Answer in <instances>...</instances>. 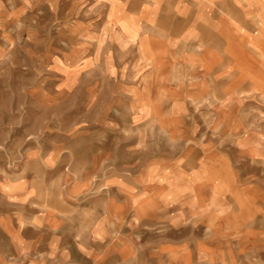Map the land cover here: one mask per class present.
<instances>
[{"label": "crops", "instance_id": "1", "mask_svg": "<svg viewBox=\"0 0 264 264\" xmlns=\"http://www.w3.org/2000/svg\"><path fill=\"white\" fill-rule=\"evenodd\" d=\"M3 126L0 264H264V0H0Z\"/></svg>", "mask_w": 264, "mask_h": 264}, {"label": "rangeland", "instance_id": "2", "mask_svg": "<svg viewBox=\"0 0 264 264\" xmlns=\"http://www.w3.org/2000/svg\"><path fill=\"white\" fill-rule=\"evenodd\" d=\"M28 24H29V27L30 28L27 31H28V35L30 36V38L32 40L31 41V44H30V47H29L30 48L29 57L31 59V62L30 63L32 65V67L36 68L37 67L36 64H38L37 63L38 62V57H37L38 48H42L44 46L45 49H46V52L48 53V55L52 56L51 52H49L50 51V48H49L50 44L49 43H47L45 45L38 44V42H37L38 41L37 40V36H39V35L51 36L53 33H52V29L49 28V26H48L49 24H46L45 27H40V26L39 27H36V24H34L32 22H30ZM66 32H67V30H66ZM22 35H24V34H22ZM51 48H53V47H51ZM23 49H25V46H24ZM23 49H21V51H19V52L16 53V56H18L20 58V60L23 59V58L25 60L27 59V57L25 56V54L23 55V51H22ZM51 61H52V59L50 60V63H51ZM29 111H28V113H29ZM33 112H35V110H33ZM190 117H192V116H190ZM196 117L197 116H193V118H196ZM8 128L9 127H5V126L0 127V131H3L2 133H0V138H3V137L6 136V134H7L6 132H7V129Z\"/></svg>", "mask_w": 264, "mask_h": 264}]
</instances>
